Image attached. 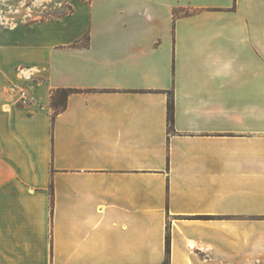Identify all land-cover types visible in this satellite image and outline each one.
<instances>
[{
    "label": "crops",
    "instance_id": "obj_1",
    "mask_svg": "<svg viewBox=\"0 0 264 264\" xmlns=\"http://www.w3.org/2000/svg\"><path fill=\"white\" fill-rule=\"evenodd\" d=\"M70 3L0 26V264H264V0Z\"/></svg>",
    "mask_w": 264,
    "mask_h": 264
},
{
    "label": "rangeland",
    "instance_id": "obj_2",
    "mask_svg": "<svg viewBox=\"0 0 264 264\" xmlns=\"http://www.w3.org/2000/svg\"><path fill=\"white\" fill-rule=\"evenodd\" d=\"M70 12V0H0V26L54 19Z\"/></svg>",
    "mask_w": 264,
    "mask_h": 264
},
{
    "label": "trees",
    "instance_id": "obj_3",
    "mask_svg": "<svg viewBox=\"0 0 264 264\" xmlns=\"http://www.w3.org/2000/svg\"><path fill=\"white\" fill-rule=\"evenodd\" d=\"M90 1V0H87ZM196 9H190V8H177L174 10V18H177L181 15H190L192 13H195ZM90 43V32L88 31L83 39L79 40L75 43V45H83L88 46ZM78 91L74 88H56L52 91L51 94V106H52V114L53 118L56 117L57 114L64 111L67 107V99L69 94ZM168 121H169V129L171 130L173 128V122H174V97H173V91H170V96L168 100ZM170 243H171V237L170 233L168 231L166 236V250L167 254L170 253ZM164 264H169V256L165 260Z\"/></svg>",
    "mask_w": 264,
    "mask_h": 264
},
{
    "label": "built area",
    "instance_id": "obj_4",
    "mask_svg": "<svg viewBox=\"0 0 264 264\" xmlns=\"http://www.w3.org/2000/svg\"><path fill=\"white\" fill-rule=\"evenodd\" d=\"M21 102H23V103L27 102V98H26L25 92H23V98H22Z\"/></svg>",
    "mask_w": 264,
    "mask_h": 264
}]
</instances>
